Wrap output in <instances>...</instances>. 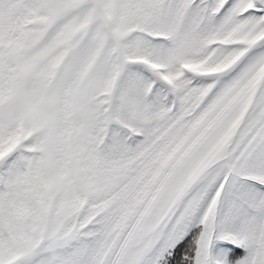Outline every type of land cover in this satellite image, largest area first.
<instances>
[{
    "label": "snow or ice",
    "instance_id": "6c2138e0",
    "mask_svg": "<svg viewBox=\"0 0 264 264\" xmlns=\"http://www.w3.org/2000/svg\"><path fill=\"white\" fill-rule=\"evenodd\" d=\"M0 264H264V0H0Z\"/></svg>",
    "mask_w": 264,
    "mask_h": 264
}]
</instances>
